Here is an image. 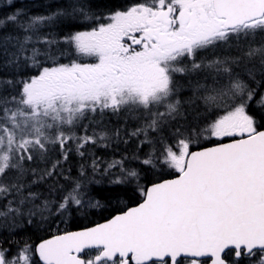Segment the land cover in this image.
<instances>
[{
  "label": "snow or ice",
  "instance_id": "6c2138e0",
  "mask_svg": "<svg viewBox=\"0 0 264 264\" xmlns=\"http://www.w3.org/2000/svg\"><path fill=\"white\" fill-rule=\"evenodd\" d=\"M0 264H264V0H0Z\"/></svg>",
  "mask_w": 264,
  "mask_h": 264
}]
</instances>
